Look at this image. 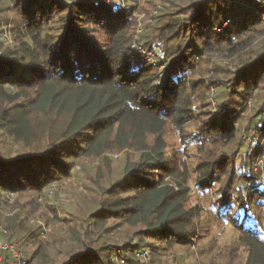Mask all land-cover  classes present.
<instances>
[{
	"label": "trees",
	"instance_id": "obj_1",
	"mask_svg": "<svg viewBox=\"0 0 264 264\" xmlns=\"http://www.w3.org/2000/svg\"><path fill=\"white\" fill-rule=\"evenodd\" d=\"M5 1L0 206L15 197L3 229L25 263L198 264L204 231L228 226L235 241L213 239L203 264H264V180L244 141L264 140V0L170 1L137 46L138 0ZM77 169L89 199L45 246L23 224L48 223L37 200L56 215L52 189Z\"/></svg>",
	"mask_w": 264,
	"mask_h": 264
},
{
	"label": "rangeland",
	"instance_id": "obj_2",
	"mask_svg": "<svg viewBox=\"0 0 264 264\" xmlns=\"http://www.w3.org/2000/svg\"><path fill=\"white\" fill-rule=\"evenodd\" d=\"M119 1V0H118ZM117 0H99V2L107 3L108 5L112 4H117ZM139 5L138 9L136 10L133 15H131V19L134 18L137 21L138 27L136 30V44L134 43L135 46L138 45V40H140V33H138V30H141L144 25L147 23L151 22V18L154 19L156 17L157 13L162 12L166 8H170L169 2H177L178 0H138ZM6 1L4 0V4ZM142 10V11H140ZM154 17V18H153ZM13 20V18L10 17V20ZM154 20H152L153 22ZM156 22H153V25H155ZM1 28L4 29V26H1ZM143 52V57L145 59H152V55L150 53H147L145 50H142ZM253 136H246L244 137L245 144H247L251 149L250 155L254 157L256 164L253 166V177L256 180V182L261 181L262 179L264 180V140H262L259 145L258 142H254L255 139L252 138ZM116 158V157H115ZM188 161V167L190 170L194 169L195 163H196V158L193 156L189 157ZM117 163H119V159L117 160ZM115 162L114 166L117 165ZM88 166L90 167H95L96 165H93L95 163L87 162ZM115 169V168H114ZM77 175H73V178L68 179L65 183L61 184L60 186H54L52 189V193H56L57 195L53 196L52 201H50L51 205H53L56 209V215H53L50 209L42 202L41 200H37V207H38V213L41 215L45 216L48 219V223L45 221H42L38 219V217L31 218L28 222V225L24 223L23 225L26 227H32L33 229L40 225L42 226V241L44 242L45 246L47 243L50 241L64 237L66 236V231L69 229V221L71 219L74 220L75 215L81 214L80 207H82L86 201V199H89V193L86 191L84 188L86 184H88V178L87 174L81 172L79 169L76 170ZM253 179V178H252ZM214 189H211V192L208 194V197L210 198H205L203 197L199 198L197 201L195 199V195H192L191 198V204L195 205L196 203H201L202 205L206 206L210 204V201L214 200ZM86 191V192H85ZM191 191H194L193 188ZM54 195V194H53ZM87 196V198H86ZM85 199V200H84ZM15 197L13 196H4L3 201L6 202V206L1 207L0 206V231L1 233V239L2 240H10V241H15L17 245H19L18 237L16 235L9 234V232L3 229V227L8 228L9 224L4 225L3 220L7 219V223H9L12 219V216L14 215L15 212H17L19 209L18 207L15 206ZM30 201L29 199H23L19 202V205L25 207L26 210H30L31 206H27L26 202ZM28 203V202H27ZM22 212V211H21ZM215 239L217 241V245L219 248L223 249L224 247H229L232 245V243L236 239V235L233 232V230L225 226L224 228H220L219 230L214 228L212 231H204L203 233V239H202V244H203V249L200 251L195 250V258L196 261L195 263L198 264H203L205 261L208 260V254L205 252L209 248V243ZM34 247H26V251L28 256L33 253ZM19 251V250H18ZM20 253V251H19ZM21 254V253H20ZM26 261V258L23 255H21ZM138 258L142 259L139 255ZM7 259V258H6ZM165 262H162L163 264H171L172 259L168 258L164 259ZM65 258L58 257L54 263L55 264H64ZM149 261H143L142 264H148ZM8 264V261H7ZM26 264V263H25ZM219 264H224V263H219Z\"/></svg>",
	"mask_w": 264,
	"mask_h": 264
},
{
	"label": "built area",
	"instance_id": "obj_3",
	"mask_svg": "<svg viewBox=\"0 0 264 264\" xmlns=\"http://www.w3.org/2000/svg\"><path fill=\"white\" fill-rule=\"evenodd\" d=\"M140 30H138V33ZM0 231V262L3 259V255H7L8 264H25V261L21 254L18 251V245L15 241H5L1 239ZM142 259L145 257V254L139 255Z\"/></svg>",
	"mask_w": 264,
	"mask_h": 264
}]
</instances>
